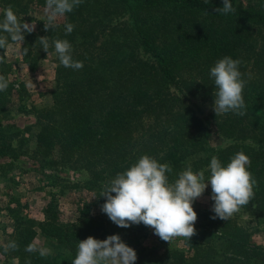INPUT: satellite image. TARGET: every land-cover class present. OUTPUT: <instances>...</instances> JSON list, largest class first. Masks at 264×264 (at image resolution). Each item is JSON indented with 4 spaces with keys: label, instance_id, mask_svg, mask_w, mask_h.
Masks as SVG:
<instances>
[{
    "label": "trees",
    "instance_id": "trees-1",
    "mask_svg": "<svg viewBox=\"0 0 264 264\" xmlns=\"http://www.w3.org/2000/svg\"><path fill=\"white\" fill-rule=\"evenodd\" d=\"M19 1L0 0L5 8L19 6ZM231 3L234 14L215 11L222 0H83L65 14L60 26L45 31L41 25L32 44L41 47L38 38L46 36L48 51H55L52 42L66 39L73 60L82 61L83 68H65L57 57L53 102L38 111L34 148L24 158L40 169L52 164L58 176L67 173V166L78 174L87 171V189L95 198L85 201L73 221L58 220L53 212L36 223L12 213L13 228L5 243L15 241L19 248L0 255L4 263L15 258L16 264H71L78 241L98 239L103 222L109 221L101 212L103 186L142 155L170 165V179L189 157L198 156L196 163L208 168L213 156L226 166L243 152L257 181L247 206L264 216V0L246 6ZM67 23L75 27L65 35ZM23 47L28 48L22 54L26 62L40 56L27 44ZM224 56L240 61L239 71L247 81L243 116L204 109L215 95L210 68ZM0 75L7 79L4 60ZM12 88L8 82L7 90L0 91V108L10 102ZM11 139L0 118V159L19 158L10 152L15 151ZM212 140L221 143L213 145ZM93 206L98 208L95 216ZM194 227L188 252L151 264H264V247L252 244L235 220L208 218ZM38 230L66 253L40 257L26 252ZM5 243H0V253Z\"/></svg>",
    "mask_w": 264,
    "mask_h": 264
},
{
    "label": "clouds",
    "instance_id": "clouds-1",
    "mask_svg": "<svg viewBox=\"0 0 264 264\" xmlns=\"http://www.w3.org/2000/svg\"><path fill=\"white\" fill-rule=\"evenodd\" d=\"M82 3L83 0H45V31L54 28L59 18ZM222 3L223 6L216 8V12H236L231 0H222ZM74 27L71 23L65 24V35L71 34ZM33 30L34 25L21 22L9 6L3 10V18L0 19V49H6L10 44H19L18 54L26 55L28 48L21 45L25 33ZM38 39L42 50L47 53L50 47L48 38L43 36ZM52 44L62 66L73 70L83 68L82 61L73 60L72 46L68 40L56 39ZM2 59L0 57V62ZM239 65L238 59L224 56L210 68L209 75L215 87L212 105L215 115L229 112L241 116L245 114L243 91L247 81L242 78ZM7 88V79L0 75V91H6ZM250 164V158L243 152H237L226 166L213 156L208 165L210 175L207 178L203 170L194 172L189 165L174 181H170L168 174L173 171L170 165L142 155L103 186L99 195L105 197L101 212L118 227L143 224L153 229L154 234L168 244L176 238L188 242L196 235L194 225L198 218L192 205L202 197L209 185L210 199L213 201L212 219L226 221L251 202L257 181L248 170ZM18 248L19 245L10 240L3 245L0 255ZM25 251L38 253L40 257L52 255L50 248L40 246L37 242L27 245ZM136 260L135 250L126 245L118 234H113L103 240L89 236L78 241L71 264H135ZM26 264H31V261H26Z\"/></svg>",
    "mask_w": 264,
    "mask_h": 264
},
{
    "label": "rangeland",
    "instance_id": "rangeland-1",
    "mask_svg": "<svg viewBox=\"0 0 264 264\" xmlns=\"http://www.w3.org/2000/svg\"><path fill=\"white\" fill-rule=\"evenodd\" d=\"M243 6L252 0H237ZM21 4H13L12 10L18 19L24 18L25 23L34 25L31 34L25 33L26 39L21 47L27 44L33 53L40 55L36 61L31 59L28 63L20 50L19 44H10L2 49L0 57L8 64L7 80L13 84L10 91V102L0 108V118L6 126V131L12 136L11 144L15 151L11 154L19 155L17 160L10 158L0 159V243H5L7 234L12 231L13 217L16 212L33 219L39 223L52 217L55 212L56 219L62 221H73L78 218L79 211L85 201L95 198L92 191L87 189L86 182L88 173L85 171L78 174L72 167L67 166V173L55 175L52 164H46L44 169L37 168L25 161L30 155L35 144V133L39 129L37 119L38 111L50 107L53 102V93L57 89L56 67L57 55L55 51L45 53L41 47L34 46L30 39L41 30V25L46 23L44 6L45 0H22ZM25 5V7L23 6ZM0 14L6 9L3 2H0ZM25 8L24 11L21 10ZM8 8V7H7ZM64 21L61 17L57 20L56 27ZM31 42V43H30ZM200 94L197 99H201ZM213 101L204 104L205 111H212ZM213 145L221 143L212 140ZM202 156V155H201ZM198 156L187 158L183 170L189 165L194 172L203 170L207 178L205 163H196ZM182 170V171H183ZM180 172L172 174L170 181H174ZM211 187L206 188L202 197L194 201L193 209L197 213L195 223H203L214 216L212 212L213 201L210 199ZM13 209V210H10ZM48 211V212H47ZM98 208L92 207L91 213L97 215ZM249 234L250 242L254 245L264 247V216L253 211L250 207H241L232 217ZM99 240L109 235L118 234L121 240L133 248L137 255L135 264H151L155 260H172L179 251L188 252L187 241L183 238H176L171 243L162 241L153 232V229L143 224L131 225L122 228L110 220L103 222ZM34 242L40 246L50 248L53 254L63 255L66 250L59 245L54 238L41 233H36ZM12 258L4 263L0 257V264H16Z\"/></svg>",
    "mask_w": 264,
    "mask_h": 264
}]
</instances>
